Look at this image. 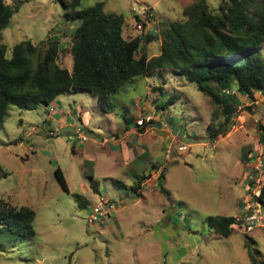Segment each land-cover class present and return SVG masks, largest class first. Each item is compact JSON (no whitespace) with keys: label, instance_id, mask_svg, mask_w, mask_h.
<instances>
[{"label":"rangeland","instance_id":"obj_1","mask_svg":"<svg viewBox=\"0 0 264 264\" xmlns=\"http://www.w3.org/2000/svg\"><path fill=\"white\" fill-rule=\"evenodd\" d=\"M198 1L83 0L79 9L105 2L106 12L124 16L125 39L155 37L146 47L152 58L160 54L165 25L185 20L184 10ZM5 2L17 9L3 33L8 56L22 41L46 47L52 38L60 41L59 66L71 71L78 24L66 20L62 5ZM220 2L208 0L213 11ZM260 49L264 57V45ZM225 93L240 103L233 127L215 141L208 128L220 108L170 69L124 85L111 97L112 113L89 91L61 94L33 111L11 107L0 128V200L36 212V237L15 242L0 233V264H252L249 250L264 264V213L253 211L248 192L251 177L255 185L264 177V96L251 100L236 86ZM125 118L132 122L127 130ZM181 146L187 150L179 151ZM248 151L252 159L245 163ZM58 167L69 192L55 177ZM143 176L136 195L130 189ZM100 197L116 210L90 224L89 212ZM251 215L252 231L245 222ZM218 217L242 224L225 238L211 226Z\"/></svg>","mask_w":264,"mask_h":264},{"label":"trees","instance_id":"obj_2","mask_svg":"<svg viewBox=\"0 0 264 264\" xmlns=\"http://www.w3.org/2000/svg\"><path fill=\"white\" fill-rule=\"evenodd\" d=\"M57 1L66 12V20L78 24L72 37L71 71L59 66L60 41L52 38L47 39L46 47L22 41L8 56L3 33L17 9L0 0V128L13 106L33 111L39 105L49 107L61 94L74 91L97 94L100 108L112 113L111 97L124 85L163 69L195 84L220 108L213 113V125L208 128L212 141L225 137L237 116L240 100L235 94L225 96V92L236 86L241 96L251 100L258 93L264 96V57L260 49L264 45V0H221L218 11L210 8L208 0H199L184 10L185 20L165 25L160 54L152 58L147 56L146 47L155 37L146 34L125 39L124 16L106 12L105 2L80 10L83 0ZM125 121L127 130L132 122ZM140 131L144 133L146 128ZM260 142L264 144V132ZM249 154L243 156L245 163L252 159ZM55 177L69 192L61 168L56 169ZM159 178L165 180V174L161 172ZM146 179L139 178L130 190L138 195ZM254 184L252 181L250 186ZM248 192L251 202L259 204L264 213V184L259 197ZM36 217L30 207H15L0 200V233H6L11 241L36 237ZM240 224L236 217L211 220L213 229L225 238L231 237ZM249 257L252 264H262L253 250H249Z\"/></svg>","mask_w":264,"mask_h":264},{"label":"built area","instance_id":"obj_3","mask_svg":"<svg viewBox=\"0 0 264 264\" xmlns=\"http://www.w3.org/2000/svg\"><path fill=\"white\" fill-rule=\"evenodd\" d=\"M145 122V120H144ZM138 124L141 126L143 124V121H138ZM83 141H86V137H82ZM262 144V143H261ZM187 147L186 146H181L179 147V151H186ZM262 150L263 154L260 155L259 157L261 158V167L263 169V174H264V144H262ZM253 181V183H256L254 180V177H251L250 183ZM249 183V191L251 194H254L256 197L260 196L261 193V187L264 184V177L261 178L260 181H258L257 185L254 184L253 187L250 186ZM256 209H253L254 212L257 211L260 208V205L257 203H252ZM252 207H250V210ZM116 210V205H114L112 202L108 200V198L105 197H100L98 202L93 203L91 207V211L89 212L88 218H89V223L90 224H95V223H102L103 220L110 218L114 211ZM259 212H262L261 208L258 210ZM256 221V216L251 215L248 217H245V222L247 224V230L252 231L254 229L253 222Z\"/></svg>","mask_w":264,"mask_h":264},{"label":"crops","instance_id":"obj_4","mask_svg":"<svg viewBox=\"0 0 264 264\" xmlns=\"http://www.w3.org/2000/svg\"><path fill=\"white\" fill-rule=\"evenodd\" d=\"M132 129V128H131ZM133 131H135V130H133ZM129 133V132H128ZM129 135V134H128ZM106 141H108V139H106V138H104V143H106ZM103 143V144H104ZM108 149V148H107ZM138 156H139V154H138ZM134 161H131V162H129V163H133Z\"/></svg>","mask_w":264,"mask_h":264}]
</instances>
